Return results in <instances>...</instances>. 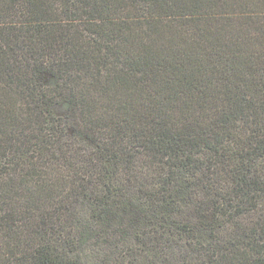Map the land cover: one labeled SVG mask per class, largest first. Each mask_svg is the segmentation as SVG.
I'll list each match as a JSON object with an SVG mask.
<instances>
[{
	"label": "trees",
	"instance_id": "trees-1",
	"mask_svg": "<svg viewBox=\"0 0 264 264\" xmlns=\"http://www.w3.org/2000/svg\"><path fill=\"white\" fill-rule=\"evenodd\" d=\"M0 264H264V0H0Z\"/></svg>",
	"mask_w": 264,
	"mask_h": 264
}]
</instances>
